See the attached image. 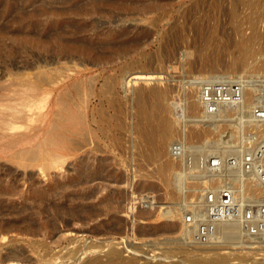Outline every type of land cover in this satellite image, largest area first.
Listing matches in <instances>:
<instances>
[{
	"label": "rangeland",
	"instance_id": "1",
	"mask_svg": "<svg viewBox=\"0 0 264 264\" xmlns=\"http://www.w3.org/2000/svg\"><path fill=\"white\" fill-rule=\"evenodd\" d=\"M56 36L102 53L98 65L82 62L84 79L94 76L86 112L98 145H72L84 129L65 121L69 140L47 149L57 160L24 165L0 151V218L16 227L0 232V255L68 264L83 250L104 257L114 248L136 264H187L189 249L220 247L232 264H264V0H0L3 117L20 106L12 90L33 83ZM241 37L250 42L242 62ZM57 61L78 75L75 58ZM151 86L162 92L150 95ZM139 101L158 106L151 125L159 115L170 125L169 169L138 135ZM28 112L17 121L25 136L34 133ZM25 224L41 230H17Z\"/></svg>",
	"mask_w": 264,
	"mask_h": 264
},
{
	"label": "bare ground",
	"instance_id": "2",
	"mask_svg": "<svg viewBox=\"0 0 264 264\" xmlns=\"http://www.w3.org/2000/svg\"><path fill=\"white\" fill-rule=\"evenodd\" d=\"M76 7H78V6H76ZM91 7L93 10H97V9L101 10V8H100L101 6H98V5H92ZM43 8H45V7H43ZM70 8H72V6ZM79 9H81V8H79ZM79 9L75 8L74 11L79 13L78 12ZM49 10H50V8H49ZM52 10H53V8H52ZM64 11H65V9H64ZM87 11H89V9ZM37 14H38V12H37ZM40 18H41V16H40ZM63 26H61V27H63ZM50 29L52 30L53 28L50 27ZM59 29H60V27H59ZM60 32L61 31H59L58 34ZM65 32H66V30H65ZM67 32H69V31L67 30ZM47 33H45V34H47ZM51 33L52 32H50L49 34H51ZM56 33H57V30H56ZM41 36L43 37V35H41ZM41 36H39V37H41ZM45 37H47V35ZM52 38H53V36H52ZM62 38H63V36H62ZM125 41H127V40H125ZM55 42H56V44H55L56 46L53 47L52 46L53 43L51 42L52 45H50V46H52L53 48L52 47H51V49L48 48V50L52 51L53 53L50 52L51 54H46V55H48L46 57L47 59L43 60V63H38L37 69L35 72V80L33 81V83L27 84L26 87H24L23 89L15 86L16 87L15 90L14 89L12 90L13 94H15V96L18 100L17 103L20 106L19 107H10V109L8 110L9 111L8 113L10 114L11 118L10 117L5 118V117H3V115L0 114V130L3 131V133L0 132V151L12 150L10 152V154H8V157H9V159H11V160H13L19 164H24V165L33 164L38 159L47 160L48 158H50L53 160H57V158H55L56 155H53V153H51L47 149L51 148L52 146L58 145L59 142L62 141V138H65L64 140H69V137H65L64 134H62V132H60V129L62 128V124L65 121L70 122V124L73 123L76 127H80L82 129H84V133L82 135L83 136L82 140L78 141L76 139L74 142H72V145H74V146L89 145L93 148H97V145H98L97 142L93 139L92 133L90 132L91 121L89 122L90 119L88 118V115L86 112L89 108L88 107L89 102H90V99L92 97V91L90 89V83H94V80H93L94 76L92 77L91 75H88V79L86 76H85L86 79H84V70L86 69V65H84V63H82V62H88L91 65H93V64L98 65V62L102 56V53L99 51L100 49H97V47L94 45V43L83 42L80 40V37L78 40L73 39V38H72V40L70 38L65 40L64 38L61 39L58 36L56 38ZM108 42H110V41H108ZM37 43H38V48L40 50L47 48L44 45V42L37 41ZM115 43H114V45H115ZM249 43H250L249 38H245V37H241L238 41V47L240 49V61L241 62L245 60V56L248 53V50L250 47ZM107 45H108V43H107ZM116 46H117V44H116ZM120 47H125V46L123 45ZM42 56H43V53H42ZM58 58L67 59L68 63L72 58H75L77 60V62H75V64L77 66L76 71L78 72V75L75 77H70V75L67 73L68 71L70 72V70L67 67L68 66L67 62H65V61H64V63H66V67L63 66V65H65L63 62H62L63 67L60 66L61 64H59V66L55 65V64H54L55 66L51 65L54 63V61H55V63L58 62L57 61ZM39 62H42V61H39ZM45 65H47V68L45 67ZM64 67L68 71H66ZM73 71H75V70L73 69ZM140 75H141V73H140ZM140 75H137L135 78L141 79L142 76H140ZM72 76H73V74H72ZM124 81H125V79L123 80V83H124ZM135 81L137 83L139 80H135ZM128 82H129V80L125 81L126 85H130ZM86 85H87V87H89V91L83 90L86 88ZM224 88L225 87H223V89ZM170 89H172V87L169 88V90ZM149 90H150V95H152V96L160 94L162 92V89L158 88L156 86H151ZM169 90H168V92H169ZM218 90H219V88H218ZM105 91H107V90L106 89L101 90V93H104ZM174 92H176V91H174ZM222 92H225V91H222ZM138 96L142 97L141 91L138 92ZM96 98H98V97H96ZM156 98H158V97H156ZM153 104L152 105H151V103L146 104L144 101L143 102L139 101V104L137 105L138 113L140 114V117H141L140 123L138 125V135L141 139H143V141H145V143H147V145L149 147H151V151L153 152L154 155H157L160 157L161 156L165 157L161 161L162 162L161 167L163 169H169L172 165L171 164L172 158H170L169 156L166 157L168 149L166 151L165 135L167 132L170 131L171 128H170L168 121L164 119L165 116L160 117V115H159V117L157 116V118H156V121H157L156 124L154 126L151 125L150 121L152 119V116L155 113H157L156 109H158V106L155 103H153ZM157 104H158V102H157ZM92 106H94V105H92ZM32 109L34 112L31 115L35 120V122H34V133L31 136H25L24 132L18 131L19 125H18L17 121H20L21 119L26 118V117L28 118V116L30 115L28 111H31ZM60 111H63L65 113V115H63ZM105 119H106V117H105ZM100 123H102V122H100ZM115 126L121 127L122 126L121 121L117 119L115 122ZM76 127H75V129H76ZM53 156H55V157H53ZM106 205L107 206L109 205L108 201H107ZM170 216H173L174 218H177V217L179 218L180 213L177 211L173 215L171 214ZM215 217H217V216L215 215ZM236 217H237V215H236ZM214 219L215 218H213V220ZM230 219H232V218H230ZM175 223H176V220H175ZM50 226L52 227L51 224H50ZM12 228L15 229L16 227L15 226L13 227V224L2 221V219L0 218V232H7L8 230H10ZM17 230L24 232V233L35 234L38 231L40 232L41 227H35L31 224H25V225L18 227ZM209 235H211V233ZM253 235H255V234L253 233ZM219 248L220 247L204 249L202 247L201 248L200 247H194L192 249H189L188 251L189 252L191 251L192 255L187 260V261H189L187 264H232L230 262L229 257L223 256L222 254L219 253V251H218ZM92 252H95V251H92ZM119 252L114 248H109L108 251L106 253H104L105 254L104 257H101L100 255L99 256H97V255L96 256H88L87 255L88 257H86L85 256L86 252H85V250H83L77 256H74L68 262V264H78L79 262H80L79 264H136L137 263L136 257L133 254L124 258L123 256L122 257L120 256ZM81 253H83V254L80 255ZM201 253H204L205 255L204 254L202 255ZM210 253L213 254L211 257H210V255H211ZM17 256H18V253L16 251L10 250L5 255L4 254L0 255V261H8L9 262L8 264H14V262H15L14 259H16ZM150 263H152V262H150ZM155 264H168V263L158 262Z\"/></svg>",
	"mask_w": 264,
	"mask_h": 264
},
{
	"label": "built area",
	"instance_id": "3",
	"mask_svg": "<svg viewBox=\"0 0 264 264\" xmlns=\"http://www.w3.org/2000/svg\"><path fill=\"white\" fill-rule=\"evenodd\" d=\"M216 86H217V85H216ZM206 87H209V86H206ZM225 87H226V86H225ZM211 89H212V88H211ZM213 89H214V88H213ZM213 89H212V90H213ZM211 163H214V162H211ZM224 193H225V192H224Z\"/></svg>",
	"mask_w": 264,
	"mask_h": 264
}]
</instances>
